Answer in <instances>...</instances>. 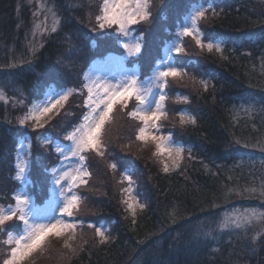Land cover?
I'll return each mask as SVG.
<instances>
[{
    "label": "trees",
    "instance_id": "1",
    "mask_svg": "<svg viewBox=\"0 0 264 264\" xmlns=\"http://www.w3.org/2000/svg\"><path fill=\"white\" fill-rule=\"evenodd\" d=\"M37 1L0 0V91L4 96L0 99V208L13 203L14 192L20 187L14 161L21 137L31 138L30 150L25 153L28 190L36 201L47 198L50 169L60 157L41 136L48 133L51 141L64 138L66 128L86 112L82 74L87 65L107 53L124 52L115 39L116 26L105 30V35L93 31L102 0H47L55 32L47 25H34ZM198 1L215 10L213 14L210 9L199 22L202 39H219L223 50L208 52L191 37H183L186 51L172 55L175 66L191 80L184 84L180 78H169L164 89L167 119L160 121V131L171 133L184 149L179 167L164 172L155 151L148 155L140 152L135 144L140 123L129 121L127 109L121 107L131 134L123 135L121 130L120 136L105 135L104 128L105 156L85 153L91 176L86 186L76 188L83 201L69 245L47 253L37 251L32 264H264V242H258L256 254L251 246L257 231L220 230L218 242L216 233L205 235L237 203L264 204L259 197L264 192L260 187L263 167L256 169L254 161L264 156V0H151V22L135 25V33L145 35L142 54L126 61L136 64L140 78L145 79L161 57L175 22ZM49 87L72 92L63 111L36 132L30 125H20L18 120L28 112L27 102L35 97L32 94L22 101L20 94L45 92ZM128 107L129 111L135 107V101ZM182 111L195 117V124L181 125L178 114ZM108 138L110 144L105 141ZM121 148L143 163L113 154ZM110 163H117L115 171ZM124 171L132 177L135 194L145 206L133 216L124 209L122 189L118 188ZM127 182L123 180V189ZM21 223L14 220L9 222L11 227L0 231V264L9 253L6 233L17 230ZM89 223L104 229L107 242L100 243L96 234H89L94 231ZM82 231L86 237H80Z\"/></svg>",
    "mask_w": 264,
    "mask_h": 264
},
{
    "label": "snow or ice",
    "instance_id": "2",
    "mask_svg": "<svg viewBox=\"0 0 264 264\" xmlns=\"http://www.w3.org/2000/svg\"><path fill=\"white\" fill-rule=\"evenodd\" d=\"M210 9L215 14L211 4L207 8L203 5L193 6L190 14L185 17V23L178 26V31L174 34L172 43L165 45L164 52L167 58L156 61L152 76L154 84L160 89L158 98L149 99L151 89L142 87L135 71L129 75L128 70H125L121 79L115 84L106 79L101 80L99 77L93 80L85 74V80H88L89 83L83 85L87 90L84 103L90 109V112L84 116V122L67 135L66 139L72 142L67 154L59 145L56 147V152L65 160L70 155L78 158L80 164L76 168H69L66 171L62 167L59 171L56 167L51 169L54 174L52 183L58 186L52 188V203L54 206H59V217L52 216L47 222H35V219L30 221L29 217L34 216V213L27 210L31 199L27 194L15 196L14 208L7 210L0 208V231L11 227L9 222L14 220L23 224L22 234H14L12 231L8 232L5 243L12 246L9 255L3 260V264H25V261L43 246L50 235L59 237L66 233L74 234L78 223L70 221L76 220V214L83 201V197L77 194L76 188L86 186L88 178L91 176L85 163L87 159L85 153L95 152L102 158L105 156V145L102 142V135L105 125L111 120L116 106L127 109L129 104L135 101V107L132 111L127 112V115L138 120L142 125L138 129L136 139L143 142H153L156 148L154 155L166 156L169 160H172L176 167H179V161L183 159L184 149L179 146H173L171 133L167 136L156 134L160 131V121L167 119V110L165 108L167 95L164 89L168 87L169 78L175 80L185 75L182 68L175 66L174 63H169V60L173 52L179 56L186 51L182 40L183 37H191L198 47L201 49L206 47L208 52L215 50L222 53V42H208L205 44L202 39L199 22L206 18V13ZM152 18L151 0H103L100 14L95 18L97 26L93 31L99 32L100 35H105V30L116 26L115 31L118 35L115 39L117 43L122 45L127 57L138 58L142 54L146 40L144 32L132 35V33L138 31L132 26L150 23ZM52 31L55 32L56 28H53ZM124 58V56L117 58L121 67L123 66ZM204 87L205 89L207 88L206 83H204ZM70 95H72L71 91L63 92V94L51 99L42 107L29 111L18 120V123L22 126L30 125L34 132L44 128L48 123V120L44 118L48 117L54 109L63 107ZM3 98V92L0 91V99ZM183 99L186 100L187 98L184 97ZM178 115L181 125L195 124L196 122L195 117L183 111ZM45 143L49 142L45 141ZM162 163L163 171L168 172L170 170L169 163L167 160H163ZM109 167L115 171L118 165L117 163H110ZM25 169L26 165L24 163L17 164V180H21L24 177ZM121 179L122 181L127 180L129 185L127 189L121 190L128 193L123 203L135 215L137 207L143 209L145 206L131 195L132 177L122 174ZM62 181L67 184V190H65V185L62 184ZM57 197L61 199H57ZM88 227L94 229L100 243L107 242L109 237L101 227L95 223H89ZM221 227H226V225H221Z\"/></svg>",
    "mask_w": 264,
    "mask_h": 264
},
{
    "label": "rangeland",
    "instance_id": "3",
    "mask_svg": "<svg viewBox=\"0 0 264 264\" xmlns=\"http://www.w3.org/2000/svg\"><path fill=\"white\" fill-rule=\"evenodd\" d=\"M102 5H103V0L101 1V8H102ZM200 5H203V4L199 1L192 3L190 5V7H188L183 19L181 21L177 20L175 22L176 24L171 29V31H172L171 37L169 39H167V42H165L164 45L162 46L161 57L158 60H163V59L167 58L165 55V52H164L165 45L172 43V41L174 39V34L178 31V26L185 23V17L190 14L193 6H200ZM37 6H38L37 11H36L37 18L35 19L34 25H36V26L41 25L42 28H45V26L47 25L49 30H52L54 28V16H53V12H52L53 10L49 6L48 1L47 0H38ZM48 18H49V21H47ZM173 24L174 23H172L171 25H173ZM132 27L135 29V26H132ZM138 34L139 33H135V32L132 33V35H138ZM208 42L216 43V42H221V41L219 39H215L212 41L210 40ZM208 42H205V44H207ZM119 45L122 48V45L121 44H119ZM205 49H207V48L205 47ZM173 54H174V52L171 54V59L169 60V63H173L172 62V55ZM120 56L125 57L122 67H121L119 60L117 59ZM126 59H127V54L124 51L122 54L119 52L113 53V54H108V55H105L104 58H102V59L100 58V59L94 60L93 62L88 64L87 65L88 67L83 71L82 75H83L84 84L89 83L88 80H85V74L90 76L93 80H95L97 77H99L101 80L106 79V80L111 81L113 84H115L119 79H121L125 70H128L129 75L132 74L133 71H135V73L137 74L138 78L141 81L142 87L145 89H149V88L151 89V92L149 94V99L158 98V96L160 94V89L154 84V82L152 80V76H153V72L155 69L156 62L154 64V66L152 67L150 74L145 79H141L139 76L138 66L136 64H133V63L128 65ZM190 81L191 80H189V76H187L186 74L182 78H180V83L184 82V84H185V82H190ZM183 87H185V85H183ZM44 91L45 92H42L41 90H35L33 92L25 91V92H27L26 94L25 93H23V95L20 94L19 98L22 99V101H25L27 98H30L29 96L32 94L35 95V97H32L27 102V111L28 112L33 110V109H37L39 107H42L43 105L47 104L51 99L57 97L60 94H63V92H65V91H69V90L67 88L55 89L54 87H49L47 90H44ZM164 92H165V90H164ZM86 96H87V90H86V95L84 97V102H85ZM244 107H246V109H249V110L252 109V106L250 104H244ZM63 108H64V105H63V107H58L57 109H54L53 112L50 113L49 116L45 117L44 119H47V120L53 119L58 114V112L60 113L63 111ZM133 108L134 107H132V109L130 111H132ZM84 109H86V112L81 117L80 121L75 123V124L73 123L72 127H69L68 129L66 128V130H68V131L65 132L63 139H53L51 141V137L48 133H44V135L41 136V139H43L44 141L51 142L53 145V149L55 151H56L57 145H59L60 148L65 150V152L67 154V150L71 147L72 142L67 140L66 137L76 127H79L84 122V120H83L84 116L90 112V109L85 105V103H84ZM122 110H123V108H122ZM122 110H121L120 106L114 108L111 120L105 125V128H106L105 135L116 134V135L120 136L121 130H122V132H124V133H122L123 135L129 136V134H131L132 127L128 124L130 122H128V121H127L128 123L124 122V114L125 113L124 112H123L124 114L121 113ZM127 112H129V107L127 108ZM183 112H185V111H183ZM63 117L64 116H62L60 118H63ZM129 121H136V120L133 118H129ZM138 123H140V122L138 121ZM127 124L129 125V127L120 128L122 125H127ZM140 126H142L141 123L138 124V126H137V133H138V129ZM164 128L168 129V126L164 125ZM156 134L157 135H165V136L169 135V134H164L161 131H158ZM108 137H110V136H108ZM29 139H27L26 137H21L19 140H17L18 142H17L16 156H15V161H14L15 177H16V172H17V164L21 163V162L26 165L25 174L21 180H17L20 183V187L14 192L13 203L6 206V207H1V208H4L6 210L9 208H14L15 207V196L18 194H27L31 198L30 204H29V209H27V210L32 211L34 213V216H30L29 220L32 221L33 219H35V222H47L52 216L59 217V206H54L52 203V188L58 187V186H55L52 183V177L54 174L51 172V169L53 167H56L59 171L60 168L62 167L63 170L66 171L69 168H76L77 166H79L80 161L78 158L71 157L70 155L68 156V159L65 160L58 153L60 158L50 169V181L51 182H50V188H49V193L47 195V198H45L43 201H40V202L36 201V200H34L33 196L31 195L32 193L28 190V187H27L29 185L28 183L30 181L27 177L28 162L25 159V155H26L25 153L26 152L28 153V151L30 150L31 138L29 137ZM105 141L108 144H110V142H111V140L109 138L105 139ZM171 143L173 144V146L181 147V145L178 142H175L173 139L171 140ZM135 144L137 145L138 148H141L140 152L145 153L147 155H148V151H151L152 153H154V151H156L155 144L151 141L143 142V141H136L135 140ZM113 154L114 155L125 154V155H128L130 157L137 159V157L133 154V152H131L130 150L124 149V148H121V150L119 152H113ZM146 157H149V156H146ZM157 157L161 162V164H159V165L163 166L162 161L167 160V162L169 163L170 169L176 168V166L173 164L172 160H169L166 156H157ZM254 161H256V164H255L256 169L263 167V172H264V156L255 157ZM139 162H141V161H139ZM141 163H143V162H141ZM126 170L130 171V169H126ZM128 171H124V174L129 175ZM139 176L140 175L138 173L137 177L139 178ZM254 177H256L258 180V175H255ZM62 184L65 185V190H67V184L64 181H62ZM260 185H261L260 187H262L264 189V178L262 179ZM128 187H129V185L127 182L125 189H127ZM92 188L93 187L91 186L90 189H92ZM118 188H120V189L124 188V184H123L122 180H120V182L118 184ZM131 188H132L131 195L133 197H135V199L139 203H141V201H142L141 198L135 194L134 186L131 185ZM120 193H121V190H120ZM77 194H78V192H77ZM127 195H128V193H126V192L121 193V202L122 203H123V200L126 198ZM259 197L261 198L262 201H264V192L262 193V191H261V195ZM89 198H90V196H87L88 200H89ZM57 199H61V198L57 197ZM94 199H96V198H94ZM82 206L83 205H81V207ZM123 207H124V209L127 210V213L129 215L133 216V214L127 209V207L124 203H123ZM137 209H139V207H137L136 210ZM218 220H219V223H218V225H216V228L212 227L209 231L206 232L207 234L205 233L206 236L212 237L216 233L215 234V239H216L215 242H218L222 237L220 230L229 231V233H231V232H247V231L253 232V230L257 231L256 240L253 243H251V246L253 248V253L256 254V249L258 250V247L260 246V244L258 242L260 240H262V242H264V204H258V205L248 204L247 205V203L239 202V204L237 203V205L234 208H231V209L227 210L226 212H224L222 214V216L220 218H218ZM70 222H74V220L70 221ZM221 225H226V227L222 228ZM237 225H239V226H237ZM22 229H23V224L21 223L20 227L17 230L11 229L9 231H12L14 234H22ZM213 230H217V232L216 231L213 232ZM8 232L6 233V240H7ZM88 232H89V234L92 235V237L96 236L95 231L89 230ZM71 234L72 233H66V234H63L59 237H57L55 235H50L45 240V243L43 244V246L40 249H38L37 251L41 250L42 252L47 253L48 251L54 250L57 248H62V247L65 248L67 245H69V243H68L69 237H73V236H71ZM82 235L84 237H86L85 231H82V234L80 235V237ZM8 246H9V253H10V248L12 245L8 244ZM217 250H218V247L214 249V251H217ZM36 252H34L32 254V256H30L25 261V264H32L31 260H32L33 255H35ZM9 253H8V255H9ZM262 259L264 262V257Z\"/></svg>",
    "mask_w": 264,
    "mask_h": 264
}]
</instances>
